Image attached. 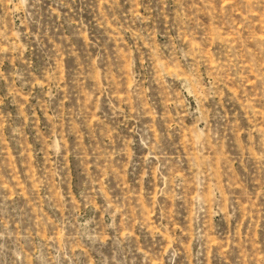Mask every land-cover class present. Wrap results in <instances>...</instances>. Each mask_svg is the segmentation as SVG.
Instances as JSON below:
<instances>
[{
    "label": "rangeland",
    "instance_id": "374dc122",
    "mask_svg": "<svg viewBox=\"0 0 264 264\" xmlns=\"http://www.w3.org/2000/svg\"><path fill=\"white\" fill-rule=\"evenodd\" d=\"M0 264H264V0H0Z\"/></svg>",
    "mask_w": 264,
    "mask_h": 264
}]
</instances>
